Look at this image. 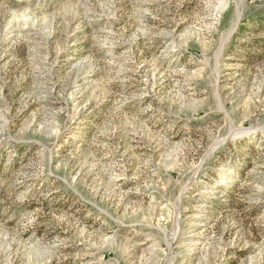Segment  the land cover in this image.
Returning <instances> with one entry per match:
<instances>
[{
    "label": "rangeland",
    "instance_id": "obj_1",
    "mask_svg": "<svg viewBox=\"0 0 264 264\" xmlns=\"http://www.w3.org/2000/svg\"><path fill=\"white\" fill-rule=\"evenodd\" d=\"M0 264H264V0H0Z\"/></svg>",
    "mask_w": 264,
    "mask_h": 264
}]
</instances>
